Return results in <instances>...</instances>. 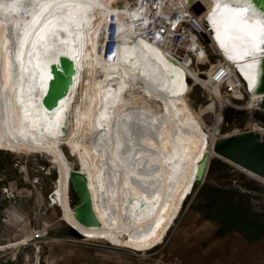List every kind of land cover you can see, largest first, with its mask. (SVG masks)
Segmentation results:
<instances>
[{"label":"bare ground","instance_id":"obj_1","mask_svg":"<svg viewBox=\"0 0 264 264\" xmlns=\"http://www.w3.org/2000/svg\"><path fill=\"white\" fill-rule=\"evenodd\" d=\"M231 1L233 0H228L229 3ZM97 2L103 7L92 10L93 15L86 33L88 42L85 55L77 56L75 60L70 56L58 58L57 66L60 70L61 58H69L75 68L74 74L68 77L70 81L60 83L68 98L63 105L66 110L60 113L62 127L59 133L53 135L45 129L42 135L40 130L24 123L21 110L15 103V95L11 97L12 103L6 110L3 91L0 89V151L28 157L41 155L50 159L58 172L53 202L58 205L60 221L69 229L79 231L82 234L81 239L147 254L166 243L185 203L199 183L197 175L205 160L209 166L206 175L211 161L216 158L260 183L264 184V179L212 154L223 120L218 105V102L221 106L224 103L223 92L219 86H213L202 78L198 70L191 68L188 58L182 63L176 62L169 51L160 48V43L155 39L156 35L151 36V32L145 30V25H139L140 19L133 20L126 15V12L135 11L141 6L139 0ZM167 6L198 7L206 19L217 56L215 61H208L204 65H208L206 75L210 76L218 64L226 63L243 83L251 108L264 99V62H261V57H257L259 66L250 82L239 72L238 66L227 59L215 40L214 30L208 22V17L215 8L214 0H169ZM141 12L148 13V10L142 7L141 11H136V16L141 17ZM112 17L116 19L118 26V47L115 50L118 55L123 47L130 46L141 38L152 44L153 48L159 49L163 59L150 60L152 69H155L151 81L144 77L133 81L130 76L124 75L128 69L122 63L107 59L106 45L109 36L105 31L109 28ZM10 29L8 21L0 16V64L7 63L12 55L13 39ZM149 54L153 55L151 52ZM172 61L176 62V66ZM52 66L53 64H49L47 70L50 75ZM2 78L0 69V79ZM51 80L52 76L42 90L37 75L33 93V104L36 107L29 108V111L38 115L44 114L46 110L41 102L45 94L41 92L46 93ZM122 84L126 85L123 89ZM195 86H200L209 95V101L198 108L192 106L189 98ZM106 88L111 91L106 92ZM237 98L242 100L243 93H238ZM113 101H117L115 106H109L106 111V116L110 118L107 125L110 141L104 140L101 143L98 123H105L100 118L101 113H105V105H112ZM260 111L263 113L262 109ZM37 123L41 121L38 120ZM249 125L252 131L264 134L263 124L250 121ZM63 128L66 129L65 133ZM125 131L131 134V142L126 140ZM235 135L237 134L224 138ZM117 140L120 143L119 150L115 147ZM64 148L76 159L77 168L67 158ZM132 148L136 150L134 156L138 158L137 163H151L153 169H159L154 180H149L155 187L147 193L151 204L143 212L141 208L144 207L143 197L146 193L136 186L135 176L148 178L144 177L142 167H136L135 176L133 175V169L129 167L132 159L128 157ZM141 149L145 150V155L140 154ZM75 171L87 177L93 210L101 224L99 227H83L74 219L75 208L71 204L69 176ZM126 179L130 187H124ZM203 181L204 177L200 182ZM137 197L141 199L133 207L134 198ZM35 236L30 235L20 241L0 246V252L25 246Z\"/></svg>","mask_w":264,"mask_h":264},{"label":"rangeland","instance_id":"obj_2","mask_svg":"<svg viewBox=\"0 0 264 264\" xmlns=\"http://www.w3.org/2000/svg\"><path fill=\"white\" fill-rule=\"evenodd\" d=\"M216 59L213 54L209 61ZM202 89L195 86L190 93L194 108L209 101ZM223 118L216 143L243 133L250 121L264 125V112L228 109ZM64 149L77 168L76 159ZM57 176L48 157L0 151V246L36 235L25 246L0 252V264H211L228 237L247 242L264 234V184L216 158L185 203L166 243L147 254L75 237L60 221L53 202ZM70 198L76 208L72 189Z\"/></svg>","mask_w":264,"mask_h":264},{"label":"snow or ice","instance_id":"obj_3","mask_svg":"<svg viewBox=\"0 0 264 264\" xmlns=\"http://www.w3.org/2000/svg\"><path fill=\"white\" fill-rule=\"evenodd\" d=\"M214 3L215 8L210 13L208 22L214 30L215 40L227 59L236 64L239 72L251 82L259 66L257 57H261V62H264V7L258 6L255 0H234L235 5L239 6H233L228 0H214ZM99 7L103 6L97 0H0V16L11 25L10 35L13 39L11 57L7 63L0 64L3 76L0 79V89L3 91L5 109L7 110V106L12 103L11 97L15 95V103L21 110L23 122L30 124L35 130H40L42 135L45 129L53 135L59 133L62 127L60 113L66 109L63 107L64 99H60L58 103L61 107H58L51 116L47 111L43 115L29 111V108L36 107L33 104V93L37 75H39V86L43 90L46 81L51 79L47 71L49 64L59 63L60 57L70 56L75 60L77 56L85 55L88 42L86 33L93 15L92 10ZM141 10L142 6L135 11L126 12V15L133 20L141 19L142 24L147 25L146 18L136 16V11ZM155 39H161L159 33L156 34ZM149 52L153 55L150 56ZM113 58L128 69L124 75L130 76L133 81L141 77L151 81L155 69H152L150 60L163 59L159 49L153 48L152 44L143 38L135 40L130 46L123 47L119 55L113 52L108 60L112 61ZM124 87L126 85L122 84L121 88ZM110 91L106 88V92ZM41 94L46 93L42 91ZM107 98L106 95L105 100ZM116 102L113 101L112 105L106 104L105 113H101L100 118L105 121L104 124L98 123L101 129L99 136L101 143L104 140L110 141V131L107 127L110 118L106 116V111L109 106L114 107ZM38 120L41 123L38 124ZM124 136L128 142H131L130 133L125 131ZM115 147L119 150V140ZM135 151V148H132L128 152V157L132 159L129 167L133 169L134 176L135 168L142 167L144 177L148 178L135 176L136 186L146 193L143 197L144 207L141 208L143 212L151 204L147 193L155 187V184L149 183V180H154L159 169H153L151 163L146 165L137 163ZM140 154L145 155V150L141 149ZM124 187H130L127 179ZM129 198H131L130 194ZM134 199L133 207H136V203L141 198ZM156 199H159L158 195Z\"/></svg>","mask_w":264,"mask_h":264},{"label":"built area","instance_id":"obj_4","mask_svg":"<svg viewBox=\"0 0 264 264\" xmlns=\"http://www.w3.org/2000/svg\"><path fill=\"white\" fill-rule=\"evenodd\" d=\"M168 1L139 0V4L148 10V13L141 12V17L148 20V24L144 28L148 33L151 32V36L159 33L160 48L169 51L178 63H182L188 58L189 66L198 70L202 78L208 80L213 86L220 87L224 98L222 106L218 102L220 113L224 114L228 109L261 112L263 100L256 102L252 108L249 106V96L245 87L231 66L226 63L218 64L210 76L206 75L207 68L205 70L203 67L210 60L211 55L215 54V51L209 35L210 29L200 9L193 8V6L170 8L167 6ZM139 23L142 25L141 19ZM117 28L116 19L112 17L110 26L105 31L109 36L106 45L107 58L118 47ZM217 77L219 78L217 79ZM238 93H243L242 100L237 98ZM223 122L224 118L222 124ZM248 131L252 130L248 128L244 132Z\"/></svg>","mask_w":264,"mask_h":264},{"label":"water","instance_id":"obj_5","mask_svg":"<svg viewBox=\"0 0 264 264\" xmlns=\"http://www.w3.org/2000/svg\"><path fill=\"white\" fill-rule=\"evenodd\" d=\"M231 3L234 6H239L235 5L234 0L231 1ZM255 3L260 7H264V0H255ZM115 61L116 59L113 58V62ZM61 63V70L58 68L57 64H53L51 69L52 80L41 102L42 107L49 114H53V112L60 107L58 103L60 99L66 100L68 98L66 90L63 89L60 83L63 84L65 81L69 82L70 78L68 77H71L75 72L74 64L70 62L69 58H61ZM172 64L176 66V62L172 61ZM54 101L57 102L54 103ZM261 109L264 112V99ZM65 131L66 129L63 128L64 133ZM212 154L264 179V135H260L255 131H248L219 140L213 146ZM210 156L212 155L210 154ZM208 167L207 160L200 165V171L197 175L198 182H200L203 177L205 180ZM69 181L71 189L77 198L76 208L73 214L75 221L83 227H99L101 224L93 210L87 177L75 171L70 174ZM70 230L75 237L82 236L76 229L71 228Z\"/></svg>","mask_w":264,"mask_h":264},{"label":"crops","instance_id":"obj_6","mask_svg":"<svg viewBox=\"0 0 264 264\" xmlns=\"http://www.w3.org/2000/svg\"><path fill=\"white\" fill-rule=\"evenodd\" d=\"M225 245L211 264H264V234L247 242L231 236Z\"/></svg>","mask_w":264,"mask_h":264}]
</instances>
